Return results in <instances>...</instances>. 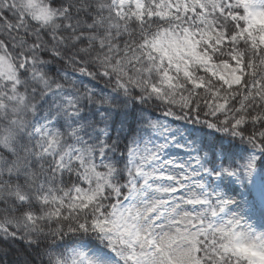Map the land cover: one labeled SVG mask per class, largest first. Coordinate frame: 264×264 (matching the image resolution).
<instances>
[{
	"label": "snow or ice",
	"instance_id": "1",
	"mask_svg": "<svg viewBox=\"0 0 264 264\" xmlns=\"http://www.w3.org/2000/svg\"><path fill=\"white\" fill-rule=\"evenodd\" d=\"M0 264H264V0H0Z\"/></svg>",
	"mask_w": 264,
	"mask_h": 264
}]
</instances>
